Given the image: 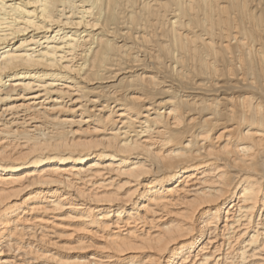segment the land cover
I'll return each mask as SVG.
<instances>
[{
  "label": "bare ground",
  "instance_id": "6f19581e",
  "mask_svg": "<svg viewBox=\"0 0 264 264\" xmlns=\"http://www.w3.org/2000/svg\"><path fill=\"white\" fill-rule=\"evenodd\" d=\"M0 264H264V0H0Z\"/></svg>",
  "mask_w": 264,
  "mask_h": 264
},
{
  "label": "rangeland",
  "instance_id": "374dc122",
  "mask_svg": "<svg viewBox=\"0 0 264 264\" xmlns=\"http://www.w3.org/2000/svg\"><path fill=\"white\" fill-rule=\"evenodd\" d=\"M61 240L63 241V240H66V239H61ZM57 241H58V242H62V241H60V240H57Z\"/></svg>",
  "mask_w": 264,
  "mask_h": 264
}]
</instances>
